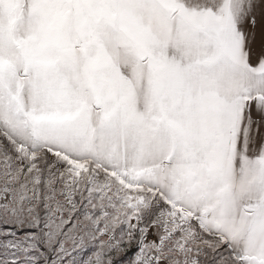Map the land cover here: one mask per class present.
I'll use <instances>...</instances> for the list:
<instances>
[{
  "label": "snow or ice",
  "instance_id": "1",
  "mask_svg": "<svg viewBox=\"0 0 264 264\" xmlns=\"http://www.w3.org/2000/svg\"><path fill=\"white\" fill-rule=\"evenodd\" d=\"M0 264H264V0H0Z\"/></svg>",
  "mask_w": 264,
  "mask_h": 264
},
{
  "label": "rangeland",
  "instance_id": "2",
  "mask_svg": "<svg viewBox=\"0 0 264 264\" xmlns=\"http://www.w3.org/2000/svg\"><path fill=\"white\" fill-rule=\"evenodd\" d=\"M256 39H255V42H254V46H258L259 43H260V26L259 24L257 25V28H256Z\"/></svg>",
  "mask_w": 264,
  "mask_h": 264
}]
</instances>
